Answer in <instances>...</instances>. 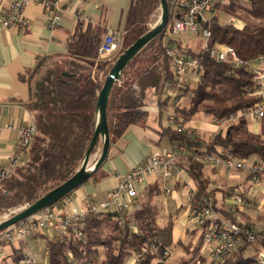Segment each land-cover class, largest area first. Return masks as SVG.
Wrapping results in <instances>:
<instances>
[{
	"label": "trees",
	"instance_id": "16d2710c",
	"mask_svg": "<svg viewBox=\"0 0 264 264\" xmlns=\"http://www.w3.org/2000/svg\"><path fill=\"white\" fill-rule=\"evenodd\" d=\"M179 1L167 0L166 29L134 57L112 88L106 110L110 144L130 125L146 124L147 113L143 108L150 93L157 96L161 114L167 109L166 104L178 98L171 95L173 97L161 99V95L169 83L178 82L164 45L173 43L168 35L170 12L172 3ZM158 7L159 0L130 1L119 48L110 57L98 53L105 29L77 22L64 52L39 57L26 79L21 78L29 92L24 106L32 115L36 130L21 162L8 178L0 181V215L32 204L80 168L94 134L97 98L105 78L119 55L150 30L151 18ZM221 13L238 20L240 27L221 23ZM209 15L202 25L210 32L206 47L200 46L195 51L183 46L179 39L175 40L183 54L197 60L201 71L194 82L185 81L177 90L183 92L186 104L173 103L172 120L168 116L169 125L161 129L160 136L168 139L169 147L180 157L176 166H181L195 184L191 204L201 203L210 196L218 220L237 222L239 214L216 208L217 190L209 189L210 181L204 175L205 165L210 164L197 158L231 156L246 160L256 156L258 161L264 162V138L248 131L244 117L230 124L224 134L201 136V139L186 133L190 129L185 126L198 114L217 121L230 119L259 101L252 95L258 87L256 73L230 60L216 61L208 50L225 45L235 51L241 62L264 58V0H231ZM180 127L185 131L178 132ZM100 149L101 139L98 138L92 155ZM157 188H144L131 201V211L111 209L88 216L77 223L64 240L56 233L51 237L39 235L45 240L47 264H128L132 257H136L138 264H161L164 251L170 249L173 242V224L172 219L162 225L158 223ZM233 192V188H228L223 195ZM241 197L250 202L245 193ZM206 225L204 222L200 227ZM245 227L250 228L247 224ZM77 230L82 232L81 237L77 236ZM254 231L258 236L264 233V229ZM202 244L201 236L197 246L187 245L184 251L188 257L182 264H193L197 258L204 261L205 257L200 256ZM250 245L242 238L236 251L222 264H257L256 257L248 251ZM258 245L264 249L262 239H258ZM254 250L257 252L258 246L251 251L254 253ZM4 258L0 257V264H9L8 259L16 262L20 256L13 253Z\"/></svg>",
	"mask_w": 264,
	"mask_h": 264
},
{
	"label": "crops",
	"instance_id": "0c3cea01",
	"mask_svg": "<svg viewBox=\"0 0 264 264\" xmlns=\"http://www.w3.org/2000/svg\"><path fill=\"white\" fill-rule=\"evenodd\" d=\"M10 1L0 0V15L5 14ZM130 1L61 0L66 11L62 25L53 31H50L47 27L46 15L42 7L38 3H32L24 10L26 27L21 29L9 27L0 30V168L7 165L11 154L16 148L19 126H25L33 121L32 115L24 106L28 100L29 92L27 83L21 78L26 79L28 71H31L39 57L63 53L65 44L77 22L84 25L100 26L105 29V33L108 30L122 31ZM179 40L182 43V40ZM184 46L195 50L199 45L185 43ZM250 67L254 72L264 73V60L252 61ZM185 81H194V79L187 75ZM262 83L264 85V79ZM173 94L174 96L178 95V98L171 100L169 104H166V107L171 109L173 103L177 105L186 104L184 103L185 97L182 91L175 90ZM166 97H173L170 95L168 85L161 95V99ZM143 110L147 113L146 124L130 125L117 141L110 144L108 158L103 166L63 201L67 210L70 208L80 210L88 203L99 204L104 202L110 192L117 188L121 178L134 167L148 161L157 153L171 149L168 139L160 136L161 129L169 125V120H166L163 114L159 113L157 96L154 93L148 95L147 104ZM171 114H169V117H171ZM244 118L247 121L248 131L264 138V119L259 120L249 116ZM238 119L239 117L236 116L222 123L209 116H204L201 119L193 118L185 127L207 138L215 134H224L230 125L229 122H236ZM97 152L98 154L97 156L94 155L90 166L98 158L100 150ZM249 160L250 162H248ZM246 161L252 164L257 162L258 158L251 156ZM219 165H205V177L208 178L209 174L213 176L222 174ZM248 175L246 171L242 170L231 172L229 177H223L222 175L219 177L218 181L222 182L223 185L214 184L213 188L217 190L216 208L218 210L224 208L226 211L229 209L231 194L223 195L225 189L233 188L234 191H243L244 189V193L252 206L250 209L237 213L239 214L238 218L254 230L260 231L264 229V175L258 177L257 182H252ZM161 181L164 182L165 180L162 179L160 174L148 177L138 195L144 188L158 187V195L155 197V203L160 214L158 223L162 225L168 219H172L173 242L170 251L180 250L183 252L182 248L187 245L197 246L202 236L200 227L197 224L198 221L191 216L190 212L191 195L196 187L186 171L179 165L176 166L171 181L165 184L171 187L167 188L166 186V189H170L169 193L162 189L165 185ZM129 211H131V208ZM35 234L36 236H34ZM35 234L21 243L28 248L29 253L26 254H30L31 250L40 255L41 259H39L38 264H47L46 254L44 253L45 240L43 237H39V235L46 236L47 233L36 231ZM39 244H42L43 247L40 248ZM201 249L202 245L200 246ZM14 252L19 256L23 254L17 250H14ZM252 256L254 255L252 254ZM11 260L8 259V262Z\"/></svg>",
	"mask_w": 264,
	"mask_h": 264
},
{
	"label": "built area",
	"instance_id": "2783aa9c",
	"mask_svg": "<svg viewBox=\"0 0 264 264\" xmlns=\"http://www.w3.org/2000/svg\"><path fill=\"white\" fill-rule=\"evenodd\" d=\"M231 0H181L171 5V26L168 35L172 38L173 43L164 45L165 55L171 60V68L177 84H168L170 95H174L175 90L181 89V85L185 82L187 75L194 80L198 77L201 71V66L196 59L190 55L183 54L178 48L175 40L180 36L189 32H194L202 37L203 46H207V40L210 37L208 29L202 27L206 22L205 15L211 11H215L216 7ZM38 3L47 19V27L50 31L59 28L63 22V16L66 8L63 6L61 0H11L4 15H0V30L3 28L17 27L24 28L27 26L24 10L32 4ZM229 25L240 27L238 20L229 18ZM122 36L121 31L108 30L98 48V53L101 56L110 57L114 55L119 48V41ZM209 53L216 61L230 60L233 63L240 64L249 70H252L249 62H241L235 51L228 46L219 45L214 48H209ZM260 60H264L261 58ZM256 82L258 87L252 94L259 98V101L251 108L239 112L233 117L249 116L255 119H264V73L255 71ZM181 91V90H180ZM172 120V116L170 117ZM225 122L226 120H219ZM34 120L25 126H19L17 129L16 148L11 154L6 166L0 168V181L8 178L15 167L21 162L26 150L29 148L32 138L35 134ZM178 132L185 131L184 128H177ZM186 133L194 135L197 139H201L194 130H186ZM180 150H184L181 147ZM180 159L172 149H167L155 154L148 161L137 165L128 174L121 178L117 188L112 190L104 202L99 204L88 203L83 209L70 208L67 210L64 202H57L50 207H47L40 212H37L19 223L10 226L1 233L0 241L5 244L16 241H26L36 231L44 233H56L64 240L69 235L70 230L74 229L77 223L85 220L90 215H98L106 213L108 210L116 212L129 211L131 208V201L137 197L142 187L145 185L147 178L160 174L163 180H168L172 177L176 170V160ZM200 162L211 165H218L220 163L227 170H243L251 175V180L256 182L257 174L264 175V162L257 161L249 164L246 160L233 159L227 156L225 159L210 156H199L197 158ZM170 190L166 189V193ZM244 189L235 190L229 197V210L240 213L243 210L250 209L251 203L244 200ZM193 194V193H192ZM191 195V200H192ZM191 216L194 217L198 224L202 225L207 222V225L202 231L203 247L200 250V256H204V244L208 246V253L211 257L210 261H203L201 258L195 259L193 264H222L226 261L237 249L240 241L244 238L247 242H258V239L264 241V233L258 236L257 233L250 228H246L241 220L237 222H228L225 220H218L217 214L214 211L213 198L208 196L201 200V203L196 202L191 204ZM241 222V223H240ZM77 236L81 237L82 232L77 230ZM2 246H0V252ZM46 253V248H44ZM170 249L164 251L161 264H166L170 257ZM257 264H264V249L258 245L257 250ZM9 264H37L36 260L32 258L31 254H22L16 262H9ZM128 264H138L136 257H132Z\"/></svg>",
	"mask_w": 264,
	"mask_h": 264
},
{
	"label": "water",
	"instance_id": "95a60500",
	"mask_svg": "<svg viewBox=\"0 0 264 264\" xmlns=\"http://www.w3.org/2000/svg\"><path fill=\"white\" fill-rule=\"evenodd\" d=\"M159 6L161 15L158 23L119 55L105 78L97 98L94 134L80 168L68 180L48 191L32 204L22 207L10 218L1 221L0 232L67 197L78 187L86 183L107 161L110 148V138L106 110L112 88L114 84L121 79L122 72L134 57L166 29L169 17L167 0H159ZM98 138L101 139L100 154L94 164L90 166L92 150L95 147Z\"/></svg>",
	"mask_w": 264,
	"mask_h": 264
},
{
	"label": "rangeland",
	"instance_id": "374dc122",
	"mask_svg": "<svg viewBox=\"0 0 264 264\" xmlns=\"http://www.w3.org/2000/svg\"><path fill=\"white\" fill-rule=\"evenodd\" d=\"M160 15H161V10H160V6L155 10V12H154V14H153V16H152V18H151V24L149 25V28L151 29L152 27H154L155 26V24H157L158 23V21L160 20ZM210 17V15H209V13H207L206 15H205V18L206 19H208ZM219 17H220V22L221 23H223V24H229V21H230V19H229V17L228 16H226V15H224L223 13H221L220 15H219ZM179 39H181L182 40V44H183V46L185 45V43H189V44H197V45H199L198 47H196L195 48V50H198L199 48H200V46H202L203 47V40H202V37L200 36V35H198V34H195L194 32H187V34L185 33V34H183L182 36H180L179 37ZM195 81V80H194ZM193 81V82H194ZM184 99H186V98H184ZM184 103H186L185 101H184ZM167 109L162 113L163 114V117L167 120L168 119V116H169V114L170 113H172V110L170 109V107H166ZM205 115H203V114H198V115H196L194 118L195 119H201V118H203ZM235 121H231V122H229V124H232V123H234ZM96 154V156H97V154H98V152L97 153H95ZM95 154H93L92 156H91V158H90V162H92L93 161V157H94V155ZM97 159V158H96ZM95 162V161H94ZM93 162V163H94ZM248 162H250V160L248 161ZM219 167L222 169V174H219V175H216V176H213V175H210L209 174V176H208V178H209V180H210V184H209V189H213L214 188V184H216V185H223V183L222 182H220V181H218V179H219V177L222 175L223 177H229L230 176V173L231 172H235L236 170H226V168L223 166V164L222 163H220V165H219ZM223 167V168H222ZM238 171H242V170H238ZM239 173H243V172H239ZM247 173V172H246ZM240 176H242L241 174H239ZM172 178V177H171ZM171 178L170 179H168V180H166V181H164V182H162L161 181V183L163 184V185H165L167 182H169V181H171ZM251 180V179H250ZM252 181V180H251ZM253 182V181H252ZM257 182V181H256ZM162 185V186H163ZM168 185V184H167ZM167 185H165V186H163V190L165 191L166 190V186ZM167 188H171L170 186H167ZM170 190V189H169ZM19 209H21L20 207L19 208H15V209H10V210H8L7 212H4L3 214H1L0 215V222L1 221H3V220H5V219H7L8 217H10L11 215H13L14 213H16V212H18V210ZM196 222V221H195ZM197 224H198V222H197ZM198 227H200V224H198ZM200 230H201V233H202V231L204 230V228H201L200 227ZM1 235H2V233L0 232V237H1ZM22 241H16V242H13V243H9V244H5V243H3L2 241H0V246H2V251L0 252V257H2L3 259H5L4 257H8V256H10L11 254H13V253H15L14 252V250H17L18 252H21V253H23V254H26V253H29L28 252V248L25 246V245H23L22 243H21ZM43 244V243H42ZM42 244H39L40 245V248H42L43 247V245ZM258 246V242L257 241H255V242H253L251 245H250V248H249V253L252 255H254V257H256L257 258V252H256V250H254V253L251 251V250H253V249H256V247ZM202 247H203V245H202ZM182 248V247H181ZM184 248L185 247H183L182 248V250H183V252L182 251H180V250H173L172 252H171V254H170V257L168 258V260L166 261V264H182L183 263V261L188 257V255H186V251H184ZM43 250V249H42ZM208 250H209V248H208V246H206L205 244H204V256H205V258H206V260H207V263L210 261V259H211V257H210V255H209V253H208ZM17 252V253H18ZM30 254H31V256H32V258H34L35 260H36V262H37V264L40 262V260L39 259H41L40 258V255L39 254H37V253H34V252H32L31 250H30ZM40 253H41V250H40ZM99 259H101V258H99ZM43 261H45V259H43ZM11 262V261H10ZM95 262H97V261H95Z\"/></svg>",
	"mask_w": 264,
	"mask_h": 264
},
{
	"label": "bare ground",
	"instance_id": "6f19581e",
	"mask_svg": "<svg viewBox=\"0 0 264 264\" xmlns=\"http://www.w3.org/2000/svg\"><path fill=\"white\" fill-rule=\"evenodd\" d=\"M99 154H100V153H99ZM93 164H94V163H93ZM91 166H92V165H91ZM24 207H25V206H24ZM21 208H22V207H21ZM11 216H12V215H11ZM11 216H10V217H11ZM10 217H8V218H10ZM8 218H7V219H8ZM18 223H19V222H18ZM12 226H13V225H12ZM47 235H48L49 237H51V236L53 235V232L48 233ZM96 264H97V263H96Z\"/></svg>",
	"mask_w": 264,
	"mask_h": 264
}]
</instances>
